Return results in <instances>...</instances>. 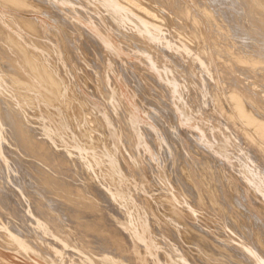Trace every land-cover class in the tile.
I'll use <instances>...</instances> for the list:
<instances>
[{"label": "bare ground", "instance_id": "6f19581e", "mask_svg": "<svg viewBox=\"0 0 264 264\" xmlns=\"http://www.w3.org/2000/svg\"><path fill=\"white\" fill-rule=\"evenodd\" d=\"M0 5L15 30L0 17L2 247L47 264H264V0Z\"/></svg>", "mask_w": 264, "mask_h": 264}, {"label": "rangeland", "instance_id": "374dc122", "mask_svg": "<svg viewBox=\"0 0 264 264\" xmlns=\"http://www.w3.org/2000/svg\"><path fill=\"white\" fill-rule=\"evenodd\" d=\"M1 7H3L2 5H0V17L2 16V17H4L3 19H4V21L6 22H4L3 20L1 21V23L4 25V27L8 30V31H10V32H12V33H15V30L13 29V28H11L12 26V24H13V22L11 21V19L9 18V16L7 15V14H9L11 11H9V10H6V9H4V8H1ZM12 13H14V14H16V15H20V16H23V17H27V18H37V19H39L40 20V22H41V25L46 29V31H49V26H51V27H56V24L53 22V21H51L50 20V18H48L47 16H45L44 17V15H40L39 13L37 14H35L34 12H31V14H27L28 12H26V11H12ZM30 13V12H29ZM32 13H34V14H32ZM8 22V23H7ZM49 26H48V25ZM14 25V24H13ZM160 33H161V35L162 36H164L167 32H168V30L166 29V28H160ZM57 46H58V48H59V51H58V54H59V60L60 61H62V64H63V66H64V64L66 63L65 61H66V58L64 57V59H63V56L64 55H62V53H61V50H60V46H61V44H60V42L57 44ZM32 50H34L35 51V53H38L39 52V49L38 48H32ZM125 58L130 62V63H140V60L141 59H139V56H137V54H136V51L134 50H130V51H127L126 52V56H125ZM59 61V62H60ZM61 63V62H60ZM48 64H49V62H48ZM127 65V64H126ZM70 71V69L69 68H67L66 69V72L68 73V74H70V76H71V72H69ZM123 84V83H122ZM122 87H123V91H124V93H126L127 94V98L134 104V106H136V101L133 99V97L131 96V94H130V92H129V90L126 88V84H123L122 85ZM155 95H157V94H155L154 92H152V96H153V100H154V98H157L158 100H160L159 99V97L158 96H156L155 97ZM88 97H89V99H91L93 102H95V103H97V105L98 106H100L99 105V102L95 99V98H93L92 96H89L88 95ZM156 99V100H157ZM174 106L176 107V109L178 110V112H179V114L182 116V113H181V111H180V109L178 108V106H177V101H176V98H174ZM149 108L150 109H152L153 111H155L150 105H149ZM140 113H141V116L143 117V119L145 120L146 119V117H145V113L143 112V110H141L140 109ZM183 117V116H182ZM146 122H147V119L145 120ZM152 123V122H151ZM155 131L157 132V134H159V129L157 128V127H155ZM262 192V191H261ZM263 197H264V191H263V194H261ZM0 264H47V263H45L44 261H42V260H40L39 258H37L36 256H32V260H29V259H25L24 257H22L21 255H19V254H16L15 252H13L12 250H9V249H6V248H4V247H2L1 245H0Z\"/></svg>", "mask_w": 264, "mask_h": 264}]
</instances>
